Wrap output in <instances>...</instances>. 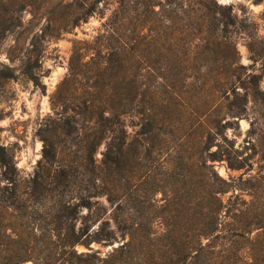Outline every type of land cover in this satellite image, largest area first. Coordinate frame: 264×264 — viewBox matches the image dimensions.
<instances>
[{
  "label": "rangeland",
  "instance_id": "1",
  "mask_svg": "<svg viewBox=\"0 0 264 264\" xmlns=\"http://www.w3.org/2000/svg\"><path fill=\"white\" fill-rule=\"evenodd\" d=\"M96 1L100 8L119 6L115 1ZM128 1L132 6L127 21L131 49L123 66L130 70L128 91L133 105L124 121L133 144V154L140 150L142 156H146L138 161L140 167L136 169V173L148 174L143 189L149 196L155 190L153 197L161 199L162 193L156 190L164 186V181H173L169 175L180 177L188 158L193 164H200L197 150L200 144H203L201 148L208 146L206 136L212 129L206 124L203 128L187 131L197 112H204L206 106L218 97H222L223 104L218 107L219 119L223 123L237 120L235 130L230 128L228 135L236 142L241 157L259 158L257 150L247 141L251 122L264 121V101L251 103L246 114L233 118L229 115L226 98L229 101L235 99L234 89L244 93L243 83L253 77H259L264 92V1L217 0L224 8L214 4L208 7L193 2L182 4L179 0L170 1V4L168 0ZM3 2L0 0V5ZM45 2L50 9V0ZM41 3L43 5L42 1L38 6ZM38 14L35 7H24L19 12L23 16L22 27L7 34L0 45V72L13 73L9 79L0 77V147L17 166L19 184L24 188L35 178L54 182L59 177V172H54L58 168L90 164L87 148L91 138L88 136L93 134L92 128L97 124L94 114L87 113L82 102L104 99L102 89L93 90L91 86L97 80L94 77L96 72H93L100 66L101 57H107L101 53L100 46L105 40V25L112 11L105 16H91L87 22L59 35L52 31L55 26L51 22L52 16ZM201 36L211 39L220 36L226 40L213 52H205L196 47ZM75 47L85 54L84 62H90L89 68L79 65L77 76L70 73ZM32 50L39 52L36 68L45 88L36 86L22 71V60ZM201 59L205 63H201ZM232 74L240 80L234 79L235 84L222 96L218 91L223 84L222 77ZM153 116L171 119L174 127L161 125V130L158 127L152 138L151 135L142 137L141 133L150 130L147 121ZM149 137L148 141H143ZM44 138L52 143L49 150L53 156L48 154V159L54 171L50 175L42 169L45 165ZM212 144L209 143V149L217 150L216 145L211 147ZM104 151L105 143L97 147L95 163L102 161ZM204 162L211 163L206 153ZM254 169L253 174L257 165ZM218 170L222 176L228 177L225 165H219ZM80 172L76 173L77 179L82 178ZM243 172L231 174L239 176ZM130 175L127 173L124 179L120 173H108L112 182L118 185L120 180L125 185ZM7 185L0 176V264H17L19 255L25 254V250H30L29 256L36 260L41 257L49 260L55 240V226L50 216L53 202L45 200L33 206L27 201V206L32 208L23 210L22 205L29 196L23 201L18 193L10 200L19 208L8 207L2 201L9 195L5 190ZM102 201L107 203L106 197ZM86 213L87 209L83 211ZM97 228L98 224L93 227ZM122 243L119 237L114 246ZM93 247L101 249L102 257H105L113 246L102 247L94 243ZM77 249L80 252L89 250L84 245H78ZM33 260L23 264H35Z\"/></svg>",
  "mask_w": 264,
  "mask_h": 264
},
{
  "label": "trees",
  "instance_id": "2",
  "mask_svg": "<svg viewBox=\"0 0 264 264\" xmlns=\"http://www.w3.org/2000/svg\"><path fill=\"white\" fill-rule=\"evenodd\" d=\"M42 1L43 5L38 6ZM110 1L119 3V6L112 9L104 5L100 8L96 0H50V9L45 0H4L0 5V45L7 34L22 27L23 16L19 12L24 7H35L38 15H51V22L55 23L52 31L58 35L87 22L91 16H105L112 11L105 25V40L100 46L101 53L107 57H101L100 66L93 72H96L94 77L97 80L91 86L93 90L102 89L104 99L82 102L85 111L94 114L97 124L92 128L93 134L88 136L91 138L87 148L90 164L64 166L54 171L48 159V154L53 156L49 150L52 143L44 138L45 165L42 169L48 175L52 171L59 172V177L51 183L50 180L35 178L24 188L19 184L17 166L0 147V176L8 183L5 190L9 194L2 200L4 205L19 208L10 200L18 193L23 201L29 196L22 205L23 210L32 208L27 206V201L33 206L45 200L53 202L50 216L55 226V240L50 251L51 258L36 260L29 256L30 250H25L16 263L35 259V264H264V121L253 120L248 131L247 142L257 150L259 158H242L236 142L228 135L230 128L235 130L237 120L223 123L219 119L218 107L223 104L222 97H218L206 106L204 112H197L193 125L187 131L203 128L206 124L212 129L206 136L208 146L201 148L203 144H200L197 150L200 164H193L188 158L187 164L181 168V176L169 175L173 181H164V186L156 190L162 193L161 199L153 197L155 190L149 196L143 189L148 182L145 181L148 174L136 173L137 167H140L138 161L146 156H142L140 150L133 154V144L124 121L133 105L128 91L130 70L123 66L131 49L127 21L132 6L128 0ZM170 1L173 0H168V4ZM179 1L182 4L193 2L202 7L214 4L224 8L217 0ZM225 40L220 36L212 39L201 36L196 47L213 52ZM37 56V50L30 51L22 60V71L36 86L45 88L37 72ZM84 61L85 54L75 47L70 62L73 76H77L79 65L89 68L90 62ZM202 61L205 63V60ZM0 77L9 79L13 73L1 71ZM234 79L240 80L233 74L222 77L223 84L218 90L222 96L235 84ZM243 87L244 93L233 90V101L226 98L229 115L233 118L246 114L251 109V103L264 101L259 77L243 83ZM147 122L150 130L141 133L142 137L151 135L152 138L158 127L159 130L162 126L174 127L169 118L153 116ZM68 127H71L69 122ZM62 128L65 129V126ZM149 139L144 138L143 141ZM103 143V159L95 163V152ZM202 143H205L204 140ZM209 143H214L211 147L216 145L217 150H210ZM205 153L210 164L204 162ZM219 165H225L229 173L227 178L220 174ZM255 165L257 169L253 174ZM79 170L82 171V178L77 179ZM242 170L244 172L239 176L231 174ZM110 171L120 173L123 178L127 177V173L131 175L125 185L121 184L122 180L118 185L108 177ZM103 197H106L107 203L102 201ZM85 209L87 213L83 214ZM97 224L98 228L93 229ZM119 237L123 243L114 247ZM94 243L113 247L102 257V250L94 248ZM78 245H84L89 250L80 252Z\"/></svg>",
  "mask_w": 264,
  "mask_h": 264
},
{
  "label": "water",
  "instance_id": "3",
  "mask_svg": "<svg viewBox=\"0 0 264 264\" xmlns=\"http://www.w3.org/2000/svg\"><path fill=\"white\" fill-rule=\"evenodd\" d=\"M115 247V246H114Z\"/></svg>",
  "mask_w": 264,
  "mask_h": 264
}]
</instances>
